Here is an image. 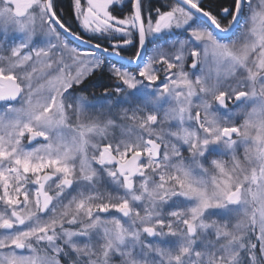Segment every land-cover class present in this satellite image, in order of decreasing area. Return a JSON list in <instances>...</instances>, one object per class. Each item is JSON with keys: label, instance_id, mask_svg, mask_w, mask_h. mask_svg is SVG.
Returning <instances> with one entry per match:
<instances>
[{"label": "snow or ice", "instance_id": "6c2138e0", "mask_svg": "<svg viewBox=\"0 0 264 264\" xmlns=\"http://www.w3.org/2000/svg\"><path fill=\"white\" fill-rule=\"evenodd\" d=\"M0 264H264V0H0Z\"/></svg>", "mask_w": 264, "mask_h": 264}, {"label": "trees", "instance_id": "16d2710c", "mask_svg": "<svg viewBox=\"0 0 264 264\" xmlns=\"http://www.w3.org/2000/svg\"><path fill=\"white\" fill-rule=\"evenodd\" d=\"M59 2L64 5L65 8L67 7L68 0H59Z\"/></svg>", "mask_w": 264, "mask_h": 264}]
</instances>
